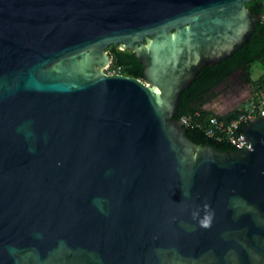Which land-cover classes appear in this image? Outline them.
<instances>
[{
    "label": "water",
    "instance_id": "1",
    "mask_svg": "<svg viewBox=\"0 0 264 264\" xmlns=\"http://www.w3.org/2000/svg\"><path fill=\"white\" fill-rule=\"evenodd\" d=\"M247 1L0 0V264H264V115L227 150L175 117Z\"/></svg>",
    "mask_w": 264,
    "mask_h": 264
},
{
    "label": "trees",
    "instance_id": "2",
    "mask_svg": "<svg viewBox=\"0 0 264 264\" xmlns=\"http://www.w3.org/2000/svg\"><path fill=\"white\" fill-rule=\"evenodd\" d=\"M246 6L253 13L264 14V0L247 1ZM109 50L113 57L112 65L121 66L122 73L141 79L144 78L143 66L132 50H121L116 44L110 45ZM235 71H238L242 78L255 87V95L250 100L253 104L264 99V18L259 20L256 30L247 43L220 63L203 67L197 74L196 79L181 94L175 117L178 119L188 117L190 119V124L184 126L187 135L193 141L201 144H211L222 150L237 149L235 145L227 140H217L209 136L206 129L211 116H216L221 121L229 123L240 115L241 107L235 108L225 115L206 112L202 109L205 95ZM255 74H257L256 77ZM241 131H243V126L239 132Z\"/></svg>",
    "mask_w": 264,
    "mask_h": 264
},
{
    "label": "built area",
    "instance_id": "3",
    "mask_svg": "<svg viewBox=\"0 0 264 264\" xmlns=\"http://www.w3.org/2000/svg\"><path fill=\"white\" fill-rule=\"evenodd\" d=\"M105 71L109 74H119L122 73V67L119 65H112L111 63L105 68ZM262 115H264V99L256 104H253L248 100L241 106L240 115L229 123L221 121L216 116H211L209 118L206 132L209 136L214 137L217 140H227L237 147L249 149L251 148L250 142L242 138L241 134L243 131L239 132V130L243 126V122ZM181 119H183L184 125L190 124V119L188 117H183Z\"/></svg>",
    "mask_w": 264,
    "mask_h": 264
},
{
    "label": "flooded vegetation",
    "instance_id": "4",
    "mask_svg": "<svg viewBox=\"0 0 264 264\" xmlns=\"http://www.w3.org/2000/svg\"><path fill=\"white\" fill-rule=\"evenodd\" d=\"M109 47L110 45L107 50L110 53ZM254 89L255 87L250 82L242 78L238 71H235L225 81L218 84L205 95L202 109L206 112L227 114L235 108L241 107L248 100H251L255 95ZM243 91H247V93L243 95ZM215 101H218L219 104H224L223 108H218V105L214 103Z\"/></svg>",
    "mask_w": 264,
    "mask_h": 264
},
{
    "label": "rangeland",
    "instance_id": "5",
    "mask_svg": "<svg viewBox=\"0 0 264 264\" xmlns=\"http://www.w3.org/2000/svg\"><path fill=\"white\" fill-rule=\"evenodd\" d=\"M256 76H257V74H255V77H256ZM246 93H247V91H243V92H242L243 95H245ZM237 96H239V95H237ZM234 97H235V96H234ZM233 99H234V98H233ZM231 101H233V100H231ZM214 103H215L216 105H218V108H223V105H224V104H219L218 101H215Z\"/></svg>",
    "mask_w": 264,
    "mask_h": 264
},
{
    "label": "clouds",
    "instance_id": "6",
    "mask_svg": "<svg viewBox=\"0 0 264 264\" xmlns=\"http://www.w3.org/2000/svg\"><path fill=\"white\" fill-rule=\"evenodd\" d=\"M205 226H207V224Z\"/></svg>",
    "mask_w": 264,
    "mask_h": 264
}]
</instances>
